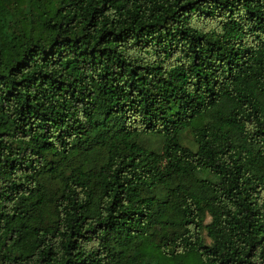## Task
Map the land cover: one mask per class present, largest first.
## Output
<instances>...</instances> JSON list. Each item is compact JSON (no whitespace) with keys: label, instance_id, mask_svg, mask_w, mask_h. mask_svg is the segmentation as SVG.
I'll list each match as a JSON object with an SVG mask.
<instances>
[{"label":"trees","instance_id":"trees-1","mask_svg":"<svg viewBox=\"0 0 264 264\" xmlns=\"http://www.w3.org/2000/svg\"><path fill=\"white\" fill-rule=\"evenodd\" d=\"M191 254L264 264V0H0V264Z\"/></svg>","mask_w":264,"mask_h":264},{"label":"rangeland","instance_id":"rangeland-1","mask_svg":"<svg viewBox=\"0 0 264 264\" xmlns=\"http://www.w3.org/2000/svg\"><path fill=\"white\" fill-rule=\"evenodd\" d=\"M190 140V137H186V141ZM146 144L148 146L155 148L158 151H162L163 149V143L159 138H148L146 139ZM208 242H210L209 239H207ZM163 264H202L199 260V258L195 254H191L188 256H184L182 259H168V261H165L162 259Z\"/></svg>","mask_w":264,"mask_h":264}]
</instances>
